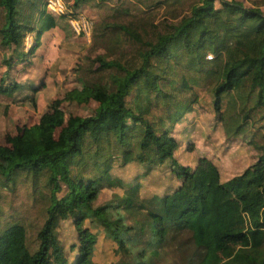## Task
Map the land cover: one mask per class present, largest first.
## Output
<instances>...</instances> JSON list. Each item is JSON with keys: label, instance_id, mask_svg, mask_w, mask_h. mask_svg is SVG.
Returning a JSON list of instances; mask_svg holds the SVG:
<instances>
[{"label": "trees", "instance_id": "16d2710c", "mask_svg": "<svg viewBox=\"0 0 264 264\" xmlns=\"http://www.w3.org/2000/svg\"><path fill=\"white\" fill-rule=\"evenodd\" d=\"M71 1L73 9L113 4L91 32L93 46H111L113 53L97 56L89 66L95 77L79 80L80 89L53 101L36 125L0 146V264H96L97 239L85 227L91 218L123 264H162L168 250L180 256L170 264H264V144L254 146L260 152L254 164L221 182L206 158L194 168L179 164L172 136L191 107L202 104L200 91L212 94L211 108L227 134L252 125L264 130V0H246L251 8L222 0L220 8L216 0ZM40 2L0 0V49L12 51V60L2 61L7 74L56 25ZM159 7L157 21L151 10ZM30 33L34 43L24 52ZM120 40L133 50L123 52ZM19 90L0 79L1 96ZM63 102L96 108L65 119ZM115 164L142 165L143 177L167 164L177 184L144 199L141 183L113 177ZM60 183L65 190L58 197ZM106 187L122 195L95 208ZM25 207L34 218L22 214ZM66 220L77 235L73 262L56 233ZM182 235L186 241H179ZM191 245L189 259L183 247Z\"/></svg>", "mask_w": 264, "mask_h": 264}, {"label": "rangeland", "instance_id": "374dc122", "mask_svg": "<svg viewBox=\"0 0 264 264\" xmlns=\"http://www.w3.org/2000/svg\"><path fill=\"white\" fill-rule=\"evenodd\" d=\"M193 1V0H188ZM198 1V0H197ZM200 1V0H199ZM241 3L245 8H251L246 0H222ZM65 5L64 14L54 16L46 7V0H41L39 9H45L46 14L54 17L55 27L46 31L40 41V46L34 55H28L23 64L16 65L15 60L10 63L8 74L3 65V59H12V51L0 49V79L5 84L14 82L21 90L11 97L0 95V146L6 144V136H15L20 129L31 127L39 122L40 117L48 111L50 104L61 99L67 92L80 89L79 80L88 81L95 77L90 72L93 60L102 54H109L113 47L97 49L92 45V28L108 16L109 8L113 4L98 7L95 2L88 5H79L76 9L71 7V0H63ZM216 8L221 7L220 0L214 2ZM160 8V9H159ZM151 10L160 20L163 8ZM264 15V7L260 8ZM149 13V11H147ZM86 24V33H77V27L82 28ZM34 43V33H30L25 39L24 52L30 50ZM123 52L133 49L123 40L117 41ZM113 53V52H111ZM209 58V57H208ZM93 65V69L97 68ZM6 74V75H5ZM201 103L191 107L183 117L182 123L174 128L173 137L179 143V150L175 153V160L190 168L196 166L200 158L210 160L218 169L221 182H226L233 177L241 175L245 169L254 164L260 152L254 146L264 144V130L258 129L257 125L245 127L243 132L233 135L226 133L222 123L216 119L212 105V94L200 91ZM225 107V105H224ZM60 108L64 118L69 116L86 117L92 115L96 104L78 105L76 103L63 102ZM146 167L138 164L113 167V177L123 180L125 184L135 181L142 184L141 198H150L154 195L162 196L173 190L177 184L170 176L168 165L154 168L147 176L143 177ZM65 187L60 183L58 197L62 196ZM122 190L104 188L93 206L100 207L115 200L116 196L122 195ZM22 214L34 218L35 212L24 208ZM41 221L39 222V224ZM131 223L128 222V225ZM85 227L96 236V245L93 253V262L96 264H123L120 257L115 254L116 245L104 233L102 227L95 219H87ZM58 240L69 261L73 262L77 256V235L73 223L70 220L60 221L56 228ZM35 230H28V243L33 238ZM182 235L179 241H186ZM190 245V244H189ZM183 256L189 259L193 256V247L184 246ZM174 250L165 256V263L170 264L178 260L180 256Z\"/></svg>", "mask_w": 264, "mask_h": 264}, {"label": "built area", "instance_id": "2783aa9c", "mask_svg": "<svg viewBox=\"0 0 264 264\" xmlns=\"http://www.w3.org/2000/svg\"><path fill=\"white\" fill-rule=\"evenodd\" d=\"M46 7L49 13L53 14L54 16H62L65 11V5L63 0H46ZM88 26L86 24L82 25V28L77 27L75 31L79 33L83 31L86 33Z\"/></svg>", "mask_w": 264, "mask_h": 264}, {"label": "crops", "instance_id": "0c3cea01", "mask_svg": "<svg viewBox=\"0 0 264 264\" xmlns=\"http://www.w3.org/2000/svg\"><path fill=\"white\" fill-rule=\"evenodd\" d=\"M194 167H195V166H194ZM194 167H193V168H194Z\"/></svg>", "mask_w": 264, "mask_h": 264}]
</instances>
